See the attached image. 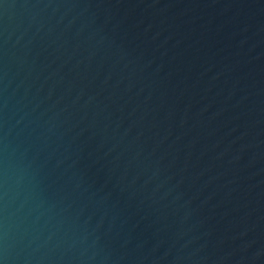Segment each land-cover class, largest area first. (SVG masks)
Instances as JSON below:
<instances>
[{
    "label": "water",
    "instance_id": "water-1",
    "mask_svg": "<svg viewBox=\"0 0 264 264\" xmlns=\"http://www.w3.org/2000/svg\"><path fill=\"white\" fill-rule=\"evenodd\" d=\"M0 264H264V0H0Z\"/></svg>",
    "mask_w": 264,
    "mask_h": 264
}]
</instances>
